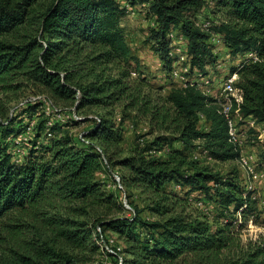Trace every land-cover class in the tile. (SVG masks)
<instances>
[{
	"label": "trees",
	"instance_id": "16d2710c",
	"mask_svg": "<svg viewBox=\"0 0 264 264\" xmlns=\"http://www.w3.org/2000/svg\"><path fill=\"white\" fill-rule=\"evenodd\" d=\"M126 1L146 4L153 22L148 40L163 69L170 65L172 30L187 39L191 63L201 70L214 66L218 57L209 42L212 33L223 35L233 57L251 49L264 57V0H213L211 12L224 20L208 30L194 23L208 0ZM125 15L116 0H0V89L27 83L78 113L105 110L82 132L89 142L78 139L81 145L68 124L53 123L46 137V119L38 115L26 154L17 163L10 138L25 131L24 119L39 108L29 105L10 116L0 106V217L23 211L56 236L55 244L42 241L32 256H21L22 264H95L100 253L112 264H264V243L236 258H221L234 240L233 214L240 212L244 220L255 215L264 225V207L258 210L244 193L237 171L222 175L192 157L202 146L213 160H236L225 119L213 99L194 85L174 86L158 102L142 94L144 78L128 80L130 71L121 64L131 52L121 24ZM110 65L117 67L116 74L105 73ZM230 71L239 75L242 112L264 121V63H241ZM116 105L122 106L119 124L112 116ZM200 115L205 130L198 126ZM125 117L132 122L143 118L151 133L160 134L143 149L126 152L121 147ZM151 151L160 153L148 156ZM113 168L129 208L97 178ZM173 185L187 191L180 195ZM130 191L144 195L150 216L142 217V210L127 199ZM194 191L204 203L214 202L210 211L220 227L214 229L205 215L188 213ZM51 210L55 213L48 215ZM106 233L116 235L123 246L109 244ZM98 240L113 252H100Z\"/></svg>",
	"mask_w": 264,
	"mask_h": 264
},
{
	"label": "rangeland",
	"instance_id": "374dc122",
	"mask_svg": "<svg viewBox=\"0 0 264 264\" xmlns=\"http://www.w3.org/2000/svg\"><path fill=\"white\" fill-rule=\"evenodd\" d=\"M138 9H135L134 15L126 14L121 24L124 28L126 39L130 45V57L128 61L122 65L130 71L128 80L130 82L139 81L140 78L142 81V94L149 95L153 100L163 101V98L167 96L172 87H176L175 83L168 75L167 70L163 69L160 62L159 56L154 52L151 47L152 42L148 40L149 28L153 26L152 19L148 18L142 11L146 8L138 5ZM203 9V8H202ZM215 10L214 6L207 7L201 10L199 19H210L213 23H219L224 20V16L220 13L211 12ZM228 49L224 46H219L218 58L222 61L221 68H217L211 65L207 66V72L214 81H219L220 78L225 77L227 73L230 72L232 67H235L236 62L240 61V56L236 55L235 57H227ZM115 65H110L111 70H106L107 75H114L118 72V69ZM28 93H43L48 95L42 88L37 87L32 84L24 83L18 89H0V106L8 111V114L12 108L16 105L17 101ZM80 94V92H79ZM49 96V95H48ZM50 97V96H49ZM53 100V99H52ZM54 101V100H53ZM160 101V102H161ZM55 102V101H54ZM58 106L61 107L62 111L68 112L70 108H74L73 105L62 104L60 102H55ZM69 109V110H68ZM22 109H14L13 115L19 114ZM122 113V106L116 105L112 111L113 119L119 124V120ZM105 114V110L94 108L90 110H82L77 115L83 116L85 120H79V123H63L66 125V129L72 134L76 139V143L81 145L78 140V136L83 131L89 129L93 125L94 117H101ZM41 118V112H36L32 118H35L36 122L39 116ZM25 118V117H24ZM31 118V119H32ZM126 118V117H125ZM27 118L24 119L26 121ZM199 128L205 130V124L202 122L198 123ZM123 137L121 147L126 151L132 150H141L147 146L156 135L160 134L159 132H150L148 123L146 120L138 119V121H131L130 118H126L121 125ZM141 138L144 139V144H141ZM244 152L250 153L253 155L252 162L256 165V169L261 171L262 177L257 182V188L260 192L258 198L255 199L256 206L258 210L263 209L264 207V143L262 141L251 142L250 139L244 144ZM203 147L197 146L194 154L198 156V160L201 162V165L207 166L214 172L220 173L222 175L227 174L229 171L235 170L239 173L240 179L242 177V169L237 160L235 161H216L208 158L206 155L202 154ZM148 156L159 154V152H149ZM194 159V158H193ZM117 168L111 170H106L99 172L97 178L102 180L105 184V187L108 192L114 194L120 201L123 202V194L118 190V187L114 181L113 174L116 172ZM119 171V170H118ZM261 185V187H259ZM172 189L177 191L180 195H184L186 188H182L178 185L171 186ZM127 199L136 205L137 208L142 210V217L150 216L149 211L146 210V201L144 195L136 191H130L126 193ZM190 204L187 208L188 213L192 216L196 215H205L209 223L214 229L220 227L222 222L219 219H215V213L208 212L203 209L204 206L200 205L198 201L200 198H203V195L194 191L190 194ZM189 197V198H190ZM195 197H199L196 198ZM210 208L215 207L214 202L206 203ZM126 207V206H125ZM203 207V208H202ZM214 209V208H213ZM62 212V211H61ZM54 211H50L48 215H52ZM255 215L249 216L247 220L241 216L240 212L233 214L232 225L234 227V240L233 243L227 248L224 249L221 253V258L228 260L230 258H236L253 245H259L264 243V225L261 224L260 218H257ZM106 236L112 239V242L109 241V244L113 246L119 245L123 246L122 240L118 239L116 235L111 233H106ZM247 238V242H245ZM42 241H47L50 245L55 244L56 236L53 232L47 230L44 227H40L36 222L31 218L30 214H27L23 211H10L7 214H4L0 217V264H22L21 256H32V253ZM97 244L100 246V252L102 249H106V245L102 243V240H98ZM108 246L107 248H109ZM110 249V248H109ZM95 264H112L109 257H102L101 253L94 256L93 258ZM27 261V260H25ZM106 261V263H105ZM108 262V263H107Z\"/></svg>",
	"mask_w": 264,
	"mask_h": 264
},
{
	"label": "built area",
	"instance_id": "2783aa9c",
	"mask_svg": "<svg viewBox=\"0 0 264 264\" xmlns=\"http://www.w3.org/2000/svg\"><path fill=\"white\" fill-rule=\"evenodd\" d=\"M120 6L124 7L125 13L128 15H134L135 9H138V5H131L126 0H116ZM213 0L207 1V7H212ZM146 8V4L140 5ZM147 9V8H146ZM146 9L142 12L146 15ZM204 9V8H203ZM200 13L196 15L194 23L195 26L202 30H208V28L217 23H212L210 19H199ZM169 45L168 56L170 58L169 69L167 75L177 83L180 88H185L188 85H194L205 96L213 99L217 105V111L226 121L228 141L234 146L238 152L236 160L238 161L242 169L241 185L244 193H249L252 199L258 198L260 192L257 188V182L262 177L261 171L256 169V165L252 162L253 155L244 152V144L250 139L251 142L262 141L264 143V121H258L255 117L245 115L241 110V105L244 100V94L242 88L238 85L239 75L237 72H229L225 77L220 78L219 81H214L207 72V66L204 70H201L196 65L191 63V55L188 52V41L182 35L172 30L169 33ZM209 42L212 45V52L218 56L219 46H224L223 35L220 33H212L209 38ZM225 47V46H224ZM230 53L227 54V57ZM241 63L253 64L264 63V57H262L257 50L251 49L240 56V61L236 62V66H240ZM222 61L217 57L215 67L221 68ZM76 96H79V91L76 92ZM37 105L42 116L46 119L44 135L46 137L51 136L50 126L53 123H72L73 121H79L83 119V116L77 115L75 108H70L68 112L62 111L51 97L43 93H28L23 95L12 108L9 115H13V110L23 109L29 105ZM98 119V117H94ZM27 126L25 131L10 138L12 143L13 160L17 163L22 162L29 142L34 135V127L36 125L35 118L26 120ZM200 122L203 121V116L200 115ZM78 139L82 143H88L89 141L83 137L80 133ZM143 140L142 138L140 139ZM38 143V141H37ZM199 147V146H198ZM96 151L102 154L99 146L95 147ZM155 152V151H151ZM160 153V152H159ZM202 154L212 159L206 149L203 148ZM193 158L197 159L196 154ZM116 181L118 188L123 189L120 184V178L118 172L112 173ZM261 187V185H259ZM193 197H190L192 199ZM198 203L204 206L206 213L210 212V207L202 200ZM123 204L126 206V199L124 198ZM112 242V239H109ZM108 247V245H106ZM107 251L113 252L112 249L107 248ZM119 249V247H118ZM120 264V263H119Z\"/></svg>",
	"mask_w": 264,
	"mask_h": 264
},
{
	"label": "clouds",
	"instance_id": "9594fccd",
	"mask_svg": "<svg viewBox=\"0 0 264 264\" xmlns=\"http://www.w3.org/2000/svg\"><path fill=\"white\" fill-rule=\"evenodd\" d=\"M245 242H247V238H245Z\"/></svg>",
	"mask_w": 264,
	"mask_h": 264
},
{
	"label": "water",
	"instance_id": "95a60500",
	"mask_svg": "<svg viewBox=\"0 0 264 264\" xmlns=\"http://www.w3.org/2000/svg\"><path fill=\"white\" fill-rule=\"evenodd\" d=\"M126 207H127V208H129V206H128V205H126Z\"/></svg>",
	"mask_w": 264,
	"mask_h": 264
}]
</instances>
